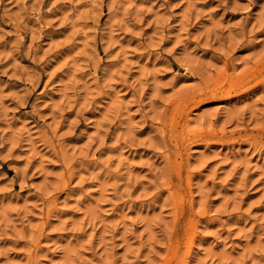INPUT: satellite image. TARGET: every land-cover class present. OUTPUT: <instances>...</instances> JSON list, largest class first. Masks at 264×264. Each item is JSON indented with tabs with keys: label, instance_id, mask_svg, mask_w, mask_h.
<instances>
[{
	"label": "rangeland",
	"instance_id": "obj_1",
	"mask_svg": "<svg viewBox=\"0 0 264 264\" xmlns=\"http://www.w3.org/2000/svg\"><path fill=\"white\" fill-rule=\"evenodd\" d=\"M0 264H264V0H0Z\"/></svg>",
	"mask_w": 264,
	"mask_h": 264
}]
</instances>
